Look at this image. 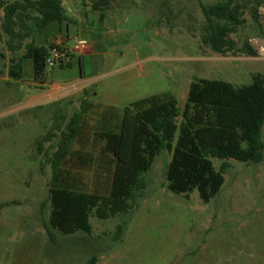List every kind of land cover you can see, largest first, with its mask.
Here are the masks:
<instances>
[{
	"label": "rangeland",
	"instance_id": "rangeland-1",
	"mask_svg": "<svg viewBox=\"0 0 264 264\" xmlns=\"http://www.w3.org/2000/svg\"><path fill=\"white\" fill-rule=\"evenodd\" d=\"M63 1L72 21L77 18L74 35L88 46L71 55L69 66L46 67L47 82L62 89L49 105L9 117L4 113L29 102L37 90L8 78L13 58L19 57L6 46L0 11V48L6 55L0 59V264H85L92 256L98 264H264V163L229 162L220 192L204 202L197 191L183 195L168 189L173 151H165L144 175L149 186L139 208L106 221L91 217V236L58 230L50 235L45 228L52 212V170L45 154L51 156L60 141L55 124L62 121L65 128L83 108L89 110L86 133L74 146L78 151L103 108L122 115L135 102L171 95L182 113L193 81L250 85L252 75H264V6L258 26L251 0H232L243 8L244 24L230 38L238 50L245 43L256 50V57H248L237 51L221 56L202 43L205 18L199 4L221 0H116L103 19L89 4ZM35 45L51 53L44 37ZM24 67L30 82L32 62ZM50 133L55 137L39 152L38 141ZM213 163L219 170L221 163ZM75 175L88 191L99 189L97 172ZM123 224L122 241L115 242L113 234Z\"/></svg>",
	"mask_w": 264,
	"mask_h": 264
},
{
	"label": "trees",
	"instance_id": "trees-1",
	"mask_svg": "<svg viewBox=\"0 0 264 264\" xmlns=\"http://www.w3.org/2000/svg\"><path fill=\"white\" fill-rule=\"evenodd\" d=\"M94 12L105 10L116 0H79ZM251 15L260 25L259 9L264 0H251ZM205 18L202 43L215 54L239 52L256 57L249 43L237 49L230 38L244 24L242 7L232 0L206 6L200 2ZM4 12L2 33L8 37L10 53L19 51L33 33L68 21L61 0H0ZM22 60L31 61L34 80L46 84L47 48L34 42L23 46ZM53 46H50V50ZM5 56L0 50V59ZM69 66V64L67 65ZM64 67V66H61ZM20 64L13 68L10 78L23 79ZM89 110L83 108L65 128L62 121L55 124L60 141L47 161L52 179L48 202L52 208L46 231L58 230L64 235L84 233L91 236V217L106 221L139 208L146 197L149 183L145 174L151 171L155 159L165 151H173L166 178L168 189L175 194L188 195L197 191L204 202L213 199L225 183L229 162L264 163V75H252L248 86L218 80L193 81L188 90L182 113L177 99L171 95L154 96L131 104L122 115L111 107L103 108L93 128L78 151L74 146L86 132L83 127ZM181 117V123L178 120ZM54 134L38 141V151L51 142ZM176 141V143H175ZM219 161L217 170L213 163ZM97 172L99 189L88 191L82 172ZM104 182V184H103ZM126 224L113 234L115 242L122 241ZM92 256L85 264H98Z\"/></svg>",
	"mask_w": 264,
	"mask_h": 264
},
{
	"label": "crops",
	"instance_id": "crops-1",
	"mask_svg": "<svg viewBox=\"0 0 264 264\" xmlns=\"http://www.w3.org/2000/svg\"><path fill=\"white\" fill-rule=\"evenodd\" d=\"M61 1L63 4V8L66 12V16L68 18V21L63 23L62 25H52V26L44 29L43 31L38 32L37 37L31 39V41L28 43L25 41L26 43L24 44V46L30 44L31 42H34V44H35L37 41H39L41 39V37H44V42L48 44L49 48H50V46H53L57 41H62L63 43H68L69 45H71V42L73 41V39L78 37V35H76V36L74 35L75 29L72 27L73 24H75L77 22V18L75 17L76 19H74V21H72V17H69L67 14V12L70 13V10H68L66 8L65 2L63 0H61ZM0 50L3 53L2 48H0ZM90 52L92 53V50H90ZM10 54L11 55L17 54L19 57V58H13V63L11 65V68L8 71V78H9L10 82L12 83L13 79L11 80L10 73H11V70L13 68L17 67L18 64L21 65L22 70H23L22 72L24 75V68H25L24 64L26 62V61L22 60V57L24 55V47L22 49H20L19 51H17L16 53H10ZM4 56L6 58L5 54H4ZM1 60L3 61V59H1ZM31 76L33 77V66H32V75ZM0 81H3V72L1 69H0ZM15 83H19L21 85L24 84V85L29 86L33 90H37V95L31 97L30 101L23 104L22 106L8 110L3 115L5 117H7V116L9 117L10 115H12L14 113H19L21 115V113H23V112L33 111L35 109H40L39 107L49 105L50 101L54 97H57V95H59L58 93L62 90L59 87L51 86L48 82H46V84H40L34 80V77H33L32 81L26 82L24 79V76H23L22 80L16 81ZM36 141H38V139Z\"/></svg>",
	"mask_w": 264,
	"mask_h": 264
},
{
	"label": "built area",
	"instance_id": "built-area-1",
	"mask_svg": "<svg viewBox=\"0 0 264 264\" xmlns=\"http://www.w3.org/2000/svg\"><path fill=\"white\" fill-rule=\"evenodd\" d=\"M4 1L8 2V0ZM73 41V46L69 45L68 43H63L62 41H57L53 45L51 53L47 58L46 67L55 68L56 66H67L70 62V57L72 54L78 53L88 46L87 41L81 39L80 37H76L73 39Z\"/></svg>",
	"mask_w": 264,
	"mask_h": 264
}]
</instances>
